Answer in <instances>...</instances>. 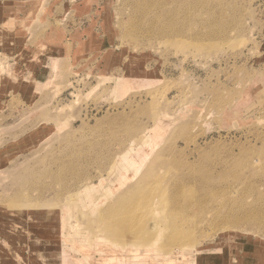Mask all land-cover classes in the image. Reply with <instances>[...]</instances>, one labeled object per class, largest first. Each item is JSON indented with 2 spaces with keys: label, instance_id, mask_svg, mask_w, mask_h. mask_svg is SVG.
I'll return each mask as SVG.
<instances>
[{
  "label": "rangeland",
  "instance_id": "374dc122",
  "mask_svg": "<svg viewBox=\"0 0 264 264\" xmlns=\"http://www.w3.org/2000/svg\"><path fill=\"white\" fill-rule=\"evenodd\" d=\"M0 264H264V0H0Z\"/></svg>",
  "mask_w": 264,
  "mask_h": 264
},
{
  "label": "bare ground",
  "instance_id": "6f19581e",
  "mask_svg": "<svg viewBox=\"0 0 264 264\" xmlns=\"http://www.w3.org/2000/svg\"><path fill=\"white\" fill-rule=\"evenodd\" d=\"M192 175V174H191ZM178 189V188H177ZM174 200V199H173ZM119 224H122V223H119Z\"/></svg>",
  "mask_w": 264,
  "mask_h": 264
}]
</instances>
